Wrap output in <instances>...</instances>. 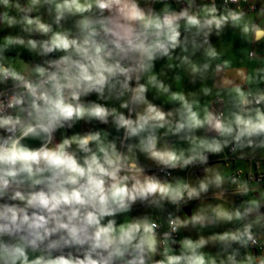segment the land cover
Returning <instances> with one entry per match:
<instances>
[{
  "label": "clouds",
  "instance_id": "1",
  "mask_svg": "<svg viewBox=\"0 0 264 264\" xmlns=\"http://www.w3.org/2000/svg\"><path fill=\"white\" fill-rule=\"evenodd\" d=\"M0 264H264V0H0Z\"/></svg>",
  "mask_w": 264,
  "mask_h": 264
},
{
  "label": "rangeland",
  "instance_id": "2",
  "mask_svg": "<svg viewBox=\"0 0 264 264\" xmlns=\"http://www.w3.org/2000/svg\"><path fill=\"white\" fill-rule=\"evenodd\" d=\"M174 174H177V175H185V173H182V172H178V173H174Z\"/></svg>",
  "mask_w": 264,
  "mask_h": 264
}]
</instances>
